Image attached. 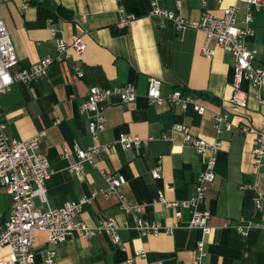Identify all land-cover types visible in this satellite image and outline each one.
Masks as SVG:
<instances>
[{"label": "crops", "instance_id": "0c3cea01", "mask_svg": "<svg viewBox=\"0 0 264 264\" xmlns=\"http://www.w3.org/2000/svg\"><path fill=\"white\" fill-rule=\"evenodd\" d=\"M27 2V6H24ZM152 0H0V20L10 33L18 64L13 71L28 69L48 56L56 55L57 41H69L80 35L87 49L78 57L54 63L46 76L32 85L15 83L8 94L0 95V123L10 138L25 141L46 131L41 152L51 164V178L46 184L47 203L39 198L41 211L63 207L68 202L90 196L107 188L100 173L122 178L127 201L141 208V217L175 227L172 235L142 236L134 218L124 213L117 196L99 195L84 205L78 221L98 228L108 217L116 219L120 242L114 244L106 233L87 238L69 237L57 247L54 264H197V245L204 243L206 264H264V235L251 229L247 236L239 227L264 223V206L254 204L255 191L244 186L258 184L264 194V167H255L253 150L256 132L263 129L264 105L256 97L257 88L245 84L248 106L239 108L231 102L235 78V57L213 42L211 59L202 54L205 34L199 30L177 31L161 17L151 16ZM236 0H160L161 8L175 11L194 22L204 13L221 17ZM236 26L247 28L246 3ZM132 17L127 28L118 27L119 8ZM246 38L250 50H257L255 65L264 66V7L252 11ZM53 31L56 35L53 36ZM80 67L84 76L76 75ZM162 81V96L175 91L192 98L187 110L169 103H150L147 91L150 79ZM133 86L135 102L124 104L113 96L104 112L106 129L95 142L87 133L86 113L81 111L93 86L111 89ZM206 109L203 115L197 107ZM212 114H228L231 132L219 135ZM176 124L190 127L194 136L222 142L216 165V178L209 186L199 211H208L209 231L191 229V210H183L177 221L175 211L158 202L159 193L168 201L191 200L196 195L198 176L204 170V157L183 145V135L173 132ZM246 125L249 134L241 133ZM175 140H165L163 135ZM123 136L153 138L139 152L123 150L118 141ZM74 142L81 148L94 145L106 148L95 155L97 167L85 163L84 175L70 171L78 162ZM160 164L161 179L152 176ZM264 163V160H263ZM12 197L0 187V224L8 220ZM46 232H37L33 244L36 264H46L49 250ZM145 251L146 256H135ZM8 247H0V262L10 258ZM131 261V262H129Z\"/></svg>", "mask_w": 264, "mask_h": 264}, {"label": "built area", "instance_id": "2783aa9c", "mask_svg": "<svg viewBox=\"0 0 264 264\" xmlns=\"http://www.w3.org/2000/svg\"><path fill=\"white\" fill-rule=\"evenodd\" d=\"M160 0H152L151 16L161 17L170 21L175 29L184 32L188 29L199 30L205 34V42L202 54L211 59L214 50L211 48L213 42L223 50L230 52L236 60L235 78L233 83V95L231 102L242 109L248 106V93L244 88L245 84H250L257 88L256 97L264 105V66L255 65L257 50H250L246 45V38L252 33L249 24L253 21L252 11H258L264 7V0H236L246 3L248 13L244 22L247 28L240 29L236 26L237 17L240 10L238 3L225 8L221 17L204 13L200 20L191 22L175 11H168L159 5ZM221 2L222 0H217ZM24 6H27V2ZM120 21L118 27L127 28L132 17L129 16L123 7L119 8ZM56 31H53V36ZM87 49L86 42L80 35H74L69 41H57L56 55L48 56L34 64L28 69L13 71L19 60L16 55L14 45L5 23L0 20V95L8 94L15 83L32 85L46 76L48 69L54 63L62 62L70 58L69 51L72 50L78 57L82 56ZM76 75L83 77L84 73L80 67L76 68ZM162 81L152 78L149 81L147 98L150 103L165 104L181 107L187 110L192 104L190 96H184L180 91H175L168 98H164L161 92ZM117 96L124 104L133 103L138 98L137 90L127 85L120 88H107L93 86L85 102L81 106V111L88 116L87 133L93 141H97L100 133L106 129V117L104 112L110 99ZM1 109V104H0ZM199 114L203 115L206 111L203 107H197ZM1 117V114H0ZM216 132L219 135L233 130V125L229 121L228 114H212ZM263 129L257 131L256 143L253 150L255 167L261 174L264 167V118L262 121ZM6 126L0 123V187L5 188L12 197V207L8 220L0 224V247H8L11 251L10 258L0 264H36L33 244L37 232H46L48 242L53 246L48 252L45 260L46 264H54L57 257V247L64 243L69 237L80 234L91 238L99 233H106L114 244L120 242L118 234L119 226L115 218L108 217L102 221L98 228H89L85 223L78 221L84 205L91 202L95 197L102 195L105 197L117 196L120 200L124 213L134 218L135 228L142 236H158L162 233L172 235L175 227H167L160 222H148L144 220L140 213L141 208L133 206L127 201L123 191L122 178L116 174H107L104 170L100 173L105 178L107 188L94 191L90 196H84L78 201L68 202L61 208H48L41 211L36 207L35 200L39 198L43 203H47L46 184L51 178V164L48 158L41 152V146L46 131H40L36 136L29 140L19 141L10 138L6 134ZM173 132L183 135V145L191 147L198 156L204 157V170L198 176L196 184V195L191 200L168 201L163 193H159L158 202L168 209L175 211V218L180 221L183 210H191V218L188 223L191 229H200L204 233L209 231L208 222L210 212L199 211L198 206L204 202L209 186L216 178V165L218 154L222 147V142L217 139L208 142L194 136L190 127L176 124L172 128ZM251 128L244 125L241 133L249 134ZM163 139L174 141L166 134ZM153 138L142 140L139 137L123 136L118 141L123 150H139L151 142ZM74 149L78 156V162L71 166L70 171L78 176L84 175V164L89 163L95 167V155L103 152L106 148L94 145L91 148L83 149L74 142ZM160 164L152 170L155 180L161 179ZM258 184L244 186V189L255 191L254 204L259 210L264 206V194L257 191ZM259 229L264 235V223L250 224L246 228L239 227V232L247 236L251 229ZM199 258L197 264L202 262L205 256L204 243L200 241L197 245ZM135 256H146L145 251L135 252ZM131 262V261H129Z\"/></svg>", "mask_w": 264, "mask_h": 264}]
</instances>
